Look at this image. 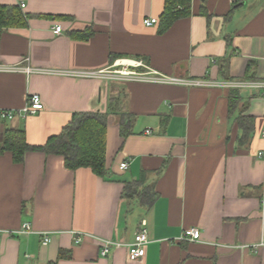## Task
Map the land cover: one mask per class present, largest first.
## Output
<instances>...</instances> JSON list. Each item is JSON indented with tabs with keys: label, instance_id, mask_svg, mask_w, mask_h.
<instances>
[{
	"label": "crops",
	"instance_id": "0c3cea01",
	"mask_svg": "<svg viewBox=\"0 0 264 264\" xmlns=\"http://www.w3.org/2000/svg\"><path fill=\"white\" fill-rule=\"evenodd\" d=\"M0 5L18 7L26 19L1 33L0 64L93 72L130 59L185 82L118 85L0 73V112L20 110L31 95L43 104L34 116L0 118V140L16 127L28 145L43 146L72 114L104 112L116 92L135 119L124 139L118 119L108 117L107 179L86 168L70 171L60 156L29 152L15 164L11 154L0 155V264H264V162L257 158L264 149L263 91L238 89L241 101L228 115L232 88L213 86L226 79L264 83V0H191L190 14L162 34L143 21L159 20L164 0ZM56 25L59 36L52 34ZM237 113L252 121L245 143ZM122 162L128 163L123 172ZM126 184L134 189L129 196ZM141 221L148 244L130 261L128 246ZM23 225L29 233H19ZM190 229L200 232L199 241L180 240ZM74 234L85 236L79 245ZM102 241L120 246L102 257Z\"/></svg>",
	"mask_w": 264,
	"mask_h": 264
},
{
	"label": "trees",
	"instance_id": "16d2710c",
	"mask_svg": "<svg viewBox=\"0 0 264 264\" xmlns=\"http://www.w3.org/2000/svg\"><path fill=\"white\" fill-rule=\"evenodd\" d=\"M190 4L191 0H164V9L156 24L160 28L159 32L164 33L175 21L187 17L190 14ZM25 21L18 7L0 5V35L6 29L24 26ZM249 80L246 78L243 82ZM112 84L122 85V83ZM240 101L238 89H230L228 115L236 112ZM109 116H115L118 119L122 138L125 139L132 133L135 119L125 113L121 94L116 92L109 95L104 112L72 114L69 123L57 135L48 138L43 146L28 145L25 132L21 128H7L0 140V155L11 154L15 164H21L29 152L60 156L65 168L70 171L86 168L90 169L95 176L107 179L109 172L106 169V128ZM235 120L244 133L239 141L245 143L253 128L252 121L241 113H237ZM135 183L140 184V181L137 180ZM124 189L127 196L134 193V189L129 184H126Z\"/></svg>",
	"mask_w": 264,
	"mask_h": 264
},
{
	"label": "built area",
	"instance_id": "2783aa9c",
	"mask_svg": "<svg viewBox=\"0 0 264 264\" xmlns=\"http://www.w3.org/2000/svg\"><path fill=\"white\" fill-rule=\"evenodd\" d=\"M24 8V5H21ZM157 24V19H146L143 21V25L146 27H152ZM52 34L54 36H59L62 34V28L60 25H56L52 29ZM22 72L26 75L29 74H51L57 76H66L73 78L82 79H94L99 81H104L108 83H128V82H141V83H158V84H169V85H183L185 82L179 78H171L161 76L157 73L149 71L147 67L143 65L142 62L130 59H118L112 62V64L102 70L93 72H82V71H66V72H44L41 70H33L30 67L18 68V67H8L4 64H0V73H18ZM213 86H225L232 89H260L263 91L262 97L264 99V83H251V82H227L223 84H214ZM43 109V104L38 95H31L28 97L27 102L24 107L20 110H2L0 112V118L2 121H11L16 117L26 118L28 116H34L38 114ZM149 134V131L145 132ZM264 138V133L262 135ZM257 158L264 162V149L257 153ZM119 171H126L128 169V163L122 162L118 166ZM262 208L264 211V190L262 196ZM30 232L29 225H23L20 230V234H27ZM81 234H74V243L79 245L82 242ZM180 240L195 242L200 240V232L196 229L187 230ZM43 244H48L50 242V236L48 234L43 235ZM148 244L146 223L144 221L140 222V227L136 233L133 242L128 246V259L130 261H137L143 256L144 247ZM120 246V244L102 241L100 242L99 254L102 257H106L113 247Z\"/></svg>",
	"mask_w": 264,
	"mask_h": 264
}]
</instances>
